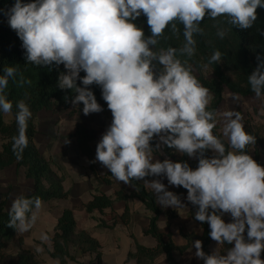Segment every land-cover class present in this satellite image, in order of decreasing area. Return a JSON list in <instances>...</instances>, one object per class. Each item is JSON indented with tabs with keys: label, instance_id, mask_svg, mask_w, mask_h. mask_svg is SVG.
Listing matches in <instances>:
<instances>
[{
	"label": "clouds",
	"instance_id": "clouds-1",
	"mask_svg": "<svg viewBox=\"0 0 264 264\" xmlns=\"http://www.w3.org/2000/svg\"><path fill=\"white\" fill-rule=\"evenodd\" d=\"M258 8H264V0H15L5 12L22 41L27 64L63 65L66 71L60 72L57 86L75 93L70 102L74 107L82 103L85 116L103 111L90 86L101 88L113 119L92 162H99L125 184L164 176L169 185L182 186L187 201L197 207L194 219L208 223L210 238L218 245H234L226 254L218 249L206 254L202 241L195 240L194 255L204 264H264V167L245 151L256 144V137L245 131L241 112L222 113L228 148L213 134L218 123L217 113L208 110L213 97L178 53L189 58L195 54L194 36L203 34L200 25L206 15L212 20L226 17L232 26L250 29ZM141 15L150 28L147 37L135 23ZM176 21L183 25V47L154 51L166 27L179 33ZM225 35L226 30L218 28L217 36ZM222 55L215 51L209 63H220ZM257 61L248 84L259 99L264 97V57L258 55ZM157 64L162 66L158 74ZM3 72L0 112L9 114L13 104L4 93L18 66H7ZM19 83H24L22 77ZM16 108L18 135L12 138V150L21 159L32 112L23 100ZM154 137L159 141L155 148L150 143ZM162 145L196 158L198 166L192 169L187 162L154 159V151ZM206 150L214 155L206 157ZM144 184L162 207L185 208L180 196L159 179ZM41 208L39 197L18 196L12 201L8 226L17 233L29 231ZM226 213L232 222L222 219Z\"/></svg>",
	"mask_w": 264,
	"mask_h": 264
},
{
	"label": "trees",
	"instance_id": "trees-1",
	"mask_svg": "<svg viewBox=\"0 0 264 264\" xmlns=\"http://www.w3.org/2000/svg\"><path fill=\"white\" fill-rule=\"evenodd\" d=\"M23 3L31 2V0H22ZM15 3V0H0V75H3L4 68L7 66H18V72L15 80L9 79L8 87L5 89V95L12 102V120L6 122L4 113L0 112V135L5 140L0 150V180L4 170L12 165L17 168H24L26 178L33 181V188L29 193L21 195L27 198L39 197L41 201L65 200L70 197V191L64 188V176L59 175L52 167L50 160L42 154L35 142L37 132L36 122L38 113L43 109L61 110L73 106L70 102L75 93L71 90H61L57 86V80L60 72L66 71L63 65L56 67L35 66L27 64L25 59V50L22 48V41L17 36L15 30L11 29L8 24V18L5 14L6 10ZM138 27H141L145 36H149L150 28L147 24V18L144 15L138 17L135 21ZM179 33L175 34L171 31L169 25L164 30V34L158 38V44L154 47V51L161 49L166 50L168 47L180 49L184 45L183 25L175 22ZM203 29L202 35H195L196 51L192 57L180 55L178 58L183 62L187 60L191 65L193 74L199 82L207 87L213 99L208 105V110L215 111L218 116L219 105L221 104L226 89L242 96L253 95L251 87L248 84V75L257 67V56L264 57V8L257 9V21L250 29H240L228 23L226 17H218L216 20L210 19L207 15L201 22ZM218 28L226 30L223 39L217 36ZM219 50L223 55L220 63H209L210 57L215 51ZM204 65H208L207 68ZM162 66L156 65L155 71L159 73ZM157 73V74H158ZM85 73L81 71L80 76ZM21 77L24 83L19 81ZM30 81V83H28ZM82 86L80 81H77ZM97 102L103 105L105 116L112 117L111 111L107 107V103L102 99L101 88L95 84L90 86ZM69 97V101H65V97ZM264 98V97H263ZM23 100L30 108L32 117L28 121L26 135L28 137V145L24 149L21 159H17L12 150V138L18 135V126L15 119L17 112L16 104ZM77 107V111H82L83 104ZM216 116V119H217ZM113 118V117H112ZM245 131L256 137V144L249 145L245 149L250 155L252 149L255 151L257 161L261 152L259 146L264 143V135L259 127L251 125L249 122L244 124ZM213 134L219 137L228 148V141L219 131L218 126L213 129ZM101 135V131L87 127L84 124L77 126L74 136L77 138L78 145L82 153L87 157L90 168L94 169L96 162L95 151L92 143ZM155 148V137L150 142ZM163 154L174 162H187L192 169L198 166V160H192L186 154H181L173 149L163 145ZM212 150H206L205 156L211 158ZM111 173L108 177L96 175L97 180L101 183L110 184ZM151 176L144 179H150ZM131 190L121 189L113 195L106 193H96L89 200L85 207L89 214L94 212L103 213L106 209L113 207L117 201H124L126 207L124 213L120 216L122 222L127 225L131 224L133 213L128 204V200L135 198L142 202L145 209L150 213L148 228L146 235L153 237L156 241L155 246L147 247L139 243L134 235L135 248L130 251L127 261L135 260L137 264H157V259L165 255L169 264H180L175 256V252H185L195 240L202 241V249L206 254H211L210 244L212 239L209 236L210 227L207 222L197 221L201 228L202 234L197 235L195 232L182 233L186 239V244L177 245L172 234H165L159 225L162 209L156 201L155 194L142 181L133 180L130 184ZM176 193L187 194V190L182 186H176ZM19 195V196H21ZM9 195L6 193L0 199V264H40L37 254L28 248H25L23 238H19V249L16 252H8L7 245L17 236L14 228L9 227V210L7 207ZM193 215L197 211V207L189 202ZM211 211V210H210ZM168 220L177 217L175 210L166 211ZM222 219L224 217L222 216ZM102 226L113 227L112 225L101 223ZM247 229L244 233L245 239ZM168 237V239L165 238ZM51 250L49 254L52 258L58 259L60 264H69V261H78V254L81 256H91L88 264H102V246L98 239L92 236L91 232L86 229H78L74 213L71 208H64L61 212L58 222L53 233L49 235ZM233 247V245H223V250ZM261 259L264 260V251L261 252ZM204 264V261L202 260Z\"/></svg>",
	"mask_w": 264,
	"mask_h": 264
},
{
	"label": "rangeland",
	"instance_id": "rangeland-1",
	"mask_svg": "<svg viewBox=\"0 0 264 264\" xmlns=\"http://www.w3.org/2000/svg\"><path fill=\"white\" fill-rule=\"evenodd\" d=\"M99 104L103 108V105L101 103ZM228 110H234V111L241 112L243 116L242 123L245 124L246 122H249L251 125L259 127V129L261 130V133L264 135V98L263 97L257 99L255 98V94L248 95V96H242L239 94H235L229 91L228 89H226L224 92L223 100L221 104L219 105L218 116H217V121H218L217 126L221 133H222V123H223L222 113ZM12 118H13L12 113H9V114L4 113V119L6 122H10ZM112 119H113L112 117L107 118L105 116L104 110L99 113H92V114L85 116L83 114V111H77V107H74V106H71L67 109H61V110H56V111L49 110V109L47 110L43 109L38 113L37 122H36V127L39 132V137H40L39 139L41 140V142L39 143L37 142L36 144L37 146L42 147V150H44L45 152L44 154L46 158L50 160L53 169L59 175H63L64 181H65L67 165L66 163H64V159L66 160V158H68V155L67 153H65L61 155V159H59L56 156L58 155L57 152H55L56 145L64 144V143L68 144L67 146L72 145V143L70 142L71 140L70 136L72 135V132L75 130V128L78 125L84 124L87 127L94 128V129L101 131V135H99L97 140H95L92 143L94 151H96V145L100 141L102 135L105 133L109 125L111 124ZM225 139L227 140L226 137ZM155 140L157 144L159 142L158 138L155 137ZM4 141L5 140L0 135V150H1V147ZM162 149H163V145L161 146L159 150L154 151L153 153L154 159H158L160 161H163L166 158L171 159L165 156L164 154H161L163 153ZM258 149L261 152V155L258 161L255 157L254 149H252L250 155L252 156L254 160L257 161L258 164L264 167V143L260 145ZM71 155L73 156L75 154H71ZM86 158H81L80 155H75L72 161L74 162L72 163V167H74V169H77V170L78 168H84L82 169L84 178L85 179L90 178L91 180L90 182L95 187L94 190H96L94 192L101 193L102 191L99 190L100 189L99 187L106 185V183L104 184L98 181L96 175H99L101 177H108V173H105L103 175L99 170L100 164H98L97 162H96L94 169L90 168L89 161ZM191 159L196 160V158H192V157ZM171 160L173 161V159ZM19 170H20L19 171L20 176L18 177L16 181H14L13 179V175H12L13 170L10 167L4 170V173L0 180V199L6 193L9 195V203L7 205L8 208L11 206L12 201L17 198L18 194L24 191H28L30 187L27 180L24 178V173H23L25 172L24 168L21 167V169ZM109 179L111 180V183L110 185L107 184V186H110L108 190L110 191L111 189H113L115 190V192L118 191L116 189L121 187V185H119L121 184V182L117 181L113 176L109 177ZM153 179H159L162 183L165 184L168 191H172L176 193V186L169 185L167 178L164 176H161V177L151 176L150 179H144V180L151 181ZM144 180H140V181L144 183ZM63 185H64V182H63ZM148 188L150 189V187ZM115 192L109 195L114 196ZM176 194L179 195L180 198L182 197L181 195L184 194V199L182 197L181 201L185 205V208L177 209V208L170 207L171 210H175L177 212V217H175L172 220H168L167 214H166L167 209L165 207H162L159 204L163 211L161 214V219L159 220V225L165 233L171 232L173 240L176 243H178L182 241L185 242V239L182 233L200 232V224L194 219V215L192 213L191 207L187 205L188 203L186 199L187 194L185 193H182V194L176 193ZM91 197H93V194ZM65 200H59V201H65ZM57 201L53 200L49 202L56 203ZM61 203H64V202H61ZM136 203H139V202H136ZM131 208L133 209V211L134 210L138 211L142 209V207L139 206V204L138 206H135L133 204ZM223 217L226 223L232 222V217L230 214L226 213L223 215ZM33 228H34V225L32 226L30 230L32 231ZM30 230L24 233H17V236L7 245V251L16 252L19 249V238L20 237L23 238V235H25L26 237L27 236L26 234H30L31 232ZM133 231H134L133 229L130 230L131 233H133ZM212 241L213 243L211 242L210 244L211 253L214 250L218 249V251H220L222 254H226V252L223 250V245H218L216 241L214 240ZM192 243H191L190 248L187 249L185 252L183 253L175 252L174 253L175 258L179 263L203 264L201 259H198L195 257L194 253L196 250L194 247H192ZM37 245H38V249H40L39 251H37V248H36ZM39 245H42V246H39ZM23 246L26 247L25 243ZM30 246H33L32 248L31 247L30 248L37 254L38 258L40 259V264L50 263L49 262L50 258L48 256V252H47L48 250H47L46 244H41L35 241L34 244ZM129 263L135 264V261H132V262L124 261V264H129ZM157 264H169V263L167 262L166 256L162 255L157 259Z\"/></svg>",
	"mask_w": 264,
	"mask_h": 264
},
{
	"label": "crops",
	"instance_id": "crops-1",
	"mask_svg": "<svg viewBox=\"0 0 264 264\" xmlns=\"http://www.w3.org/2000/svg\"><path fill=\"white\" fill-rule=\"evenodd\" d=\"M44 110H47V109H44ZM75 130L72 132V135L70 136L71 138L70 142L72 143V145L67 146L68 144L64 143V144H58L55 147V150H56L55 152H57L58 154L56 156L59 159H61V155L65 153H67L68 155V158H66V160L64 159V163H66L67 165L66 166L64 164L67 167L66 174H65L64 188L70 191V197L66 199L65 201L56 200L57 201L56 203H50L49 201H42V208L38 214V218L34 224L33 230L32 231L30 230L31 231L30 234H26L27 235L26 237L25 235H23V240L26 245L25 248L31 249L33 246H30V245H33L35 241L41 244H46L47 250H48L47 251L48 256L50 258L49 264H56V262L59 260L52 258L49 254V251L51 250L49 235L53 233L54 228L58 222V218L61 212L63 211V209L68 207V208H71L74 213L77 228L89 230L92 236L98 239L99 242L101 243L102 264H124V261H127L128 253L134 250L135 248V239L139 243L147 247L155 246L156 244L155 239L145 234L148 228L150 213L145 209V206L142 204V202L135 198L128 200L129 207L131 209V212L133 213L130 225L125 224L120 219V216L124 213V210L126 207V203L124 201L116 202L113 205V207L106 209L103 213L94 212L93 214H89L87 212L85 205L89 200L92 199L91 197L92 194L93 195L96 194V192H94L96 190H94L95 187L90 182L91 181L90 178L89 179L84 178V174L82 172V169L84 168H78L77 170V169H74V167H72V163H74L72 161L75 155H80L81 158H86V156L82 153V151L79 148L77 138L74 136ZM39 138H40L39 132L37 130L36 135H35L36 143L41 142ZM38 148L42 154L45 153L44 150H42V147L38 146ZM71 154H75V155L72 156ZM95 155H96V151H95ZM97 163L100 164L99 162ZM100 165H99V168H100L99 170L103 175L105 173L110 172L107 168L103 167L102 165L100 166ZM10 168H12L13 170V174H12L13 179L14 181H16L18 177L20 176L19 169L21 168H17L16 165H12L10 166ZM23 173H24V178L27 180L30 187L28 191H24L18 194V196L23 193H29L33 188V181L29 178H26L25 172ZM119 185H121V187L117 188L116 190H119V189L131 190L132 189L129 184H125L123 182H121V184ZM109 187L110 186H107L106 184V185L100 186L99 190L108 195L113 194L115 190L111 189L109 191L108 190ZM181 196L184 199V194H182ZM61 202H64V203H61ZM136 202H139V203H136ZM188 203L187 205H189ZM133 204L135 206H138L139 204V206H141L142 209L138 211H135V210L133 211V209L131 208ZM166 209L170 210L171 208L169 207ZM114 219H116V224L113 225V227L102 226L101 224L103 222V223H106L107 225H112V223L114 222ZM160 219H161V216H160ZM131 229L134 230L133 233L130 232ZM169 233L171 232H168L165 234L167 235ZM195 233L197 235L202 234L201 226H200V232H195ZM132 234L134 235L135 239L132 237ZM45 236H47L48 239L45 240L44 239ZM165 238L168 239L167 236H165ZM176 244L184 245L186 244V239H185V242L182 241ZM39 246H42V245H39ZM36 248L38 249V245L36 246ZM90 261H91V256L89 255L81 256L80 254H78V261L71 260L69 261V264H88L90 263ZM132 261H135V260H131V262ZM59 264H60V261H59ZM135 264H137L136 261H135Z\"/></svg>",
	"mask_w": 264,
	"mask_h": 264
}]
</instances>
